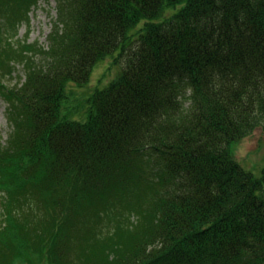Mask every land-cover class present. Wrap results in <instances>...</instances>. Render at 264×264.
I'll use <instances>...</instances> for the list:
<instances>
[{
	"label": "trees",
	"instance_id": "1",
	"mask_svg": "<svg viewBox=\"0 0 264 264\" xmlns=\"http://www.w3.org/2000/svg\"><path fill=\"white\" fill-rule=\"evenodd\" d=\"M39 2L0 0V264H264V169L231 151L264 123V0H55L45 45Z\"/></svg>",
	"mask_w": 264,
	"mask_h": 264
},
{
	"label": "rangeland",
	"instance_id": "2",
	"mask_svg": "<svg viewBox=\"0 0 264 264\" xmlns=\"http://www.w3.org/2000/svg\"><path fill=\"white\" fill-rule=\"evenodd\" d=\"M55 0H40L33 7L29 17L30 23L24 22L18 26L19 38H29L31 43L38 41L41 45L47 44V36L52 29V21L56 17ZM119 66L113 64V55H109L105 60L100 61L97 69L91 73V79L81 89L73 88L72 95L63 104L64 113L68 114L69 118L75 120H86V101L89 97V92L93 93L96 89H102L109 86V83L118 75L121 68L124 66L123 60L119 61ZM20 76H23L22 67H18ZM18 81L14 79V84ZM7 104L0 98V139L4 142L9 136L10 126L6 120ZM231 151L237 161L240 162L245 170L252 171L255 176L259 177L264 169V123L256 127V129L232 145Z\"/></svg>",
	"mask_w": 264,
	"mask_h": 264
}]
</instances>
